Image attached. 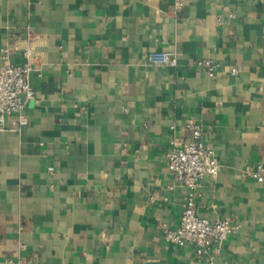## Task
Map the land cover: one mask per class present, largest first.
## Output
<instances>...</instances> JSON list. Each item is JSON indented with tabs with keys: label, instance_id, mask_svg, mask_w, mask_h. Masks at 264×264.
<instances>
[{
	"label": "crops",
	"instance_id": "0c3cea01",
	"mask_svg": "<svg viewBox=\"0 0 264 264\" xmlns=\"http://www.w3.org/2000/svg\"><path fill=\"white\" fill-rule=\"evenodd\" d=\"M175 1L0 0V54L35 88L29 122L0 127V264H210L166 237L187 195L166 152L191 118L222 164L198 213L241 223L214 264H264V3Z\"/></svg>",
	"mask_w": 264,
	"mask_h": 264
},
{
	"label": "built area",
	"instance_id": "2783aa9c",
	"mask_svg": "<svg viewBox=\"0 0 264 264\" xmlns=\"http://www.w3.org/2000/svg\"><path fill=\"white\" fill-rule=\"evenodd\" d=\"M264 3V0H258ZM185 0L175 1V10L183 8ZM13 46L2 49L0 54V127H20L29 122L26 114L27 103L35 97V88L31 83L33 66L31 63H16L11 58ZM32 55L31 49L26 51ZM149 61L156 65H176L178 58L169 51L152 50ZM206 73L215 77L219 63L213 58L199 60ZM235 73L236 68L232 69ZM11 117L14 119L10 120ZM191 131L190 137L174 136L166 152L167 165L174 178L187 189L183 203L180 225L167 228L166 237L178 245H192L197 255H208L210 264L222 250L225 240L236 234L240 228L239 221L219 217H205L198 213L197 190L207 177H216L222 170L217 150L203 137L201 125L193 118L187 121ZM52 170V168H51ZM264 181V173L251 172ZM25 248V244L21 245Z\"/></svg>",
	"mask_w": 264,
	"mask_h": 264
}]
</instances>
